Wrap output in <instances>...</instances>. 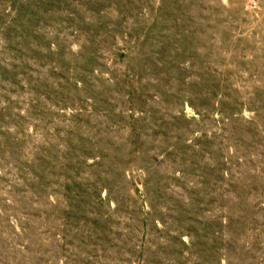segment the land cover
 <instances>
[{"label":"rangeland","instance_id":"1","mask_svg":"<svg viewBox=\"0 0 264 264\" xmlns=\"http://www.w3.org/2000/svg\"><path fill=\"white\" fill-rule=\"evenodd\" d=\"M0 264H264V0H0Z\"/></svg>","mask_w":264,"mask_h":264}]
</instances>
